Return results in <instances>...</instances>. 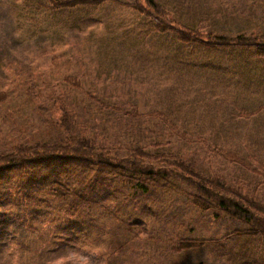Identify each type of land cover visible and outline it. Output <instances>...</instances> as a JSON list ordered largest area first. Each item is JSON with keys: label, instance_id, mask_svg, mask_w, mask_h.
<instances>
[{"label": "rangeland", "instance_id": "374dc122", "mask_svg": "<svg viewBox=\"0 0 264 264\" xmlns=\"http://www.w3.org/2000/svg\"><path fill=\"white\" fill-rule=\"evenodd\" d=\"M155 2L161 11L146 0L78 6L57 20L37 19L35 28L36 19L16 7L25 1L0 0V91L8 96L0 105V150L73 131L125 151L195 159L205 174L264 201V56L185 36L264 33V0ZM156 14H166L164 31ZM189 191L173 185L159 208L144 202L128 224L109 219L119 218L116 210L104 211L98 228L108 229L85 237L101 251L111 244L109 259L73 234L46 264H264V238L237 234L247 226L203 211ZM25 218L11 211L0 264H23L29 252L17 247L19 237L37 235L29 240L41 244L55 231L51 219L32 233ZM184 239L203 245L181 248Z\"/></svg>", "mask_w": 264, "mask_h": 264}, {"label": "trees", "instance_id": "16d2710c", "mask_svg": "<svg viewBox=\"0 0 264 264\" xmlns=\"http://www.w3.org/2000/svg\"><path fill=\"white\" fill-rule=\"evenodd\" d=\"M23 1L26 3H19L16 7L23 6V16L36 19V28L37 19L57 20L58 14L74 7L98 6L106 0ZM146 3L157 11L162 10L155 0H146ZM16 7L14 12L18 11ZM166 14L153 15L158 27L165 24L161 17ZM159 28L164 31L162 26ZM184 32H187L185 28L178 33L184 36ZM181 35L179 40H182ZM185 36L196 38L186 42L200 40L220 48H251L264 56V33L226 36L209 32ZM7 97V92L0 91V105ZM64 123L67 125L68 121L64 120ZM176 184L191 190V201L203 211L220 212L247 226L237 234L264 238V201L255 199L254 192L246 193L242 188L228 184L225 177L205 174L195 159L177 155L155 157L139 146L125 151L123 147L103 143L97 137L80 136L73 131L49 141L18 142L8 151L0 150V237H6L8 221L12 223L8 217L14 208L26 215L25 223L32 233L40 231L41 223L45 229L44 223L54 219L55 231H46L49 236L45 242L32 243L29 239H36L37 235H28L19 237L17 244L29 252L23 264H46L51 250L70 239L71 235L85 237L89 234L88 238H92L95 231L108 229L98 228L104 220V211L116 210L119 218L114 220L117 216L114 214L109 219L128 224L129 213H138L146 201L159 208L166 192ZM58 216L63 219L59 221ZM85 238L87 243L96 244L97 253L109 259L111 244L107 252L101 251L97 239L90 242ZM202 245V240L191 239L179 243V247L185 249ZM5 248L0 244L1 251Z\"/></svg>", "mask_w": 264, "mask_h": 264}]
</instances>
